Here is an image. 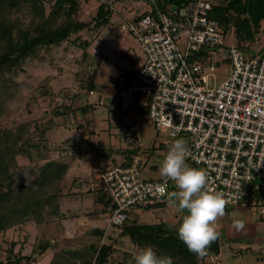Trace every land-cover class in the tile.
<instances>
[{
	"label": "rangeland",
	"instance_id": "rangeland-1",
	"mask_svg": "<svg viewBox=\"0 0 264 264\" xmlns=\"http://www.w3.org/2000/svg\"><path fill=\"white\" fill-rule=\"evenodd\" d=\"M45 1L48 4L45 17H37V13L29 4L20 3L19 9L11 8L9 12L11 16H8L12 21L10 23L23 29L34 23H47L56 0ZM147 1L75 0L73 4L67 6L70 10L76 9L78 12L73 31L61 48L52 52L41 48L35 55L23 59L16 67L0 68V216L5 226L10 227L0 232V264H95L96 257L89 247L96 246L99 250L104 245L110 247L105 264H135L133 253H138L144 246H152L157 254L171 256L173 264H183V260L173 257L171 252L159 253L158 246L153 243L138 245L129 236H125L120 227L110 226L108 220L105 222L104 219L87 220L89 225L98 224L105 231L103 235L90 238V245L85 240L86 246L79 250L66 247L54 253L40 252L39 247L43 241L41 238L38 240L36 216L43 212L46 214L47 210L53 214L56 212V204L54 196L44 194L38 184L44 183L43 174L46 177L42 171L43 166L59 161L60 157L57 152L54 153V150L62 146H58V143L51 144L54 150L48 153L45 159L41 155L37 156L36 152V148H46L44 141L40 144L39 141H35L32 145L31 157L22 151L17 153V148H22L20 146L26 136L25 130L19 128L23 126L26 129L27 125L34 123L35 127H43L54 118V109L62 105H73L74 112L63 121L74 123L78 115H83L87 122L90 123L91 120L96 122L94 130L87 135V138L85 137V143L87 148L94 149V155L99 154L98 160L103 164L105 162L112 165L115 160H120L122 154L130 155L131 151H127L130 144L125 141L124 133L134 119L139 121L143 149L147 154H151L141 169V178L145 181H155L163 177L161 171L156 172L152 166L156 163L159 154L164 152L163 145L169 140L167 133L156 129L146 115V107L138 111L139 116L124 111L116 93L117 78L122 74L137 71L138 66H143L146 61V54L128 28L132 23L131 18H136L143 12L140 6ZM208 1L222 6L228 5L229 2V0ZM102 6L108 8L111 22L102 28H97L94 18ZM58 19L62 21L64 17ZM118 24L122 26L119 29ZM54 25L55 23H49V27ZM221 29L225 43L245 48L247 50L244 51L245 56H253L264 51V21L259 29L253 30L255 35L253 40L246 39L244 35L239 36L234 24L228 25L227 28L223 26ZM85 49L88 50L89 56H83ZM19 57L20 54H16L14 59ZM230 72L229 63L219 65L215 77L211 78V84H221L228 78ZM90 89L95 92L94 101L99 102V98L106 93L108 97L112 95L114 107L108 109L99 105L95 113L81 110L75 97L80 94L84 98L89 97ZM83 104L82 102V106ZM61 129L55 132L61 139L71 138L75 141L83 133L82 131L77 133L69 126ZM76 141L79 143L78 140ZM80 145L81 149H86L82 143ZM91 151L89 155L92 154ZM116 164L118 162L114 165ZM47 177L49 178L47 184L56 186L55 184L59 182L56 171H48ZM47 184L45 186L48 191L50 185ZM173 199L149 204L131 210L130 213H136L135 215L140 218L136 220L138 225L157 226L162 223L165 236L178 235L176 229L186 212L181 213L173 203ZM47 200L51 203L47 204ZM23 217H29L30 220L27 219V223L19 224L18 221L24 219ZM245 217L251 220L250 224L258 237L264 240V218L252 207L250 201L246 207L225 206L224 215L218 216L215 220V230L219 226L224 227L225 220L230 222ZM247 241L248 239H242L244 243ZM181 242L179 249L189 250L182 240ZM250 245L252 246L248 251L241 252L239 248H235L231 243L227 245L224 241L220 257L208 249L197 258V263L264 264V247L256 250L254 244ZM233 257H237L238 260L235 261Z\"/></svg>",
	"mask_w": 264,
	"mask_h": 264
},
{
	"label": "built area",
	"instance_id": "built-area-1",
	"mask_svg": "<svg viewBox=\"0 0 264 264\" xmlns=\"http://www.w3.org/2000/svg\"><path fill=\"white\" fill-rule=\"evenodd\" d=\"M148 7L128 28L146 61L132 76L117 78L121 108L139 116L146 107L156 129L167 133L164 152L157 151L162 160L174 140L183 138L186 162L205 171L207 188L223 193L225 206L246 207L250 201L264 218V52L247 57L239 46L226 44L208 0H189L181 8L148 0ZM224 63L231 67L228 78L211 84ZM124 139L130 155L101 178L114 227H123L131 210L169 201L178 191L164 176L141 178L151 154L143 149L139 121L134 119Z\"/></svg>",
	"mask_w": 264,
	"mask_h": 264
},
{
	"label": "trees",
	"instance_id": "trees-1",
	"mask_svg": "<svg viewBox=\"0 0 264 264\" xmlns=\"http://www.w3.org/2000/svg\"><path fill=\"white\" fill-rule=\"evenodd\" d=\"M75 0H56L54 6L52 7L51 12L49 13L50 19L47 23H34L32 26L28 25L27 28H17L15 24H11V19L8 16L11 8L19 9V4H29L31 9L36 12L37 17H45L47 13V3L45 0H0V68H13L18 65L23 59L33 56L36 52L43 48L48 52H52L55 49L61 48L69 39L78 13L76 9H69L67 6L73 4ZM189 0H158L159 5L162 8L173 7L181 8L185 6ZM212 4V10L210 12V18L219 23L221 27L234 24L238 29L239 36H245L248 40H253L254 38V29H259L261 23L264 21V0H229L228 5L222 6L216 4L212 1H209ZM11 16V15H10ZM58 17H64V20L60 21ZM111 14L108 11V8L102 6L99 8L94 22L97 28H102L110 23ZM9 21V22H8ZM55 23L53 27H49V23ZM243 51H247L245 48H241ZM264 52V51H263ZM262 52V53H263ZM16 54H20L18 59H14ZM83 56H89L88 50H84ZM127 76H132L133 73H126ZM76 99L79 96L75 97ZM72 107V108H71ZM73 105L66 106L62 105L54 109L53 116L58 118L66 113L73 111ZM51 118L48 123L43 127H35L34 124L27 125L26 129L19 128V130H25V140L21 143L22 145L17 148V153L21 151L27 156H32V145L35 141L42 143L44 140V135L47 131L51 130L55 119ZM33 129V132H32ZM18 134V133H16ZM19 144V143H18ZM24 145V146H23ZM23 147H25L23 150ZM60 167L58 163L47 164L43 166L42 171L46 174L44 177L43 174V184L39 185L40 189L43 190V193L51 194L54 196L56 204V212L53 214L44 212L36 216V223L42 225L45 223L51 222L53 219L59 217V197L62 189H60V181L54 185L46 183L48 181V171L58 172V179L60 180L63 177V173H60ZM39 178H37L38 180ZM39 183V182H38ZM45 184L50 185L49 190L47 191ZM59 186V187H57ZM47 204H50V200L46 201ZM24 218V217H23ZM29 218V217H28ZM27 217L18 221L19 224L27 223ZM28 219V220H27ZM17 223V224H18ZM16 224V225H17ZM10 227L5 226L2 216H0V232L7 230ZM125 236L140 244H150L157 245V250L159 253H168L171 252L173 257H178L183 260V264H198L197 258L200 255L195 254L189 250L179 249L180 244L182 243L179 236L171 234L165 236L164 228L161 225L149 226V225H131L129 226L126 223L123 227H120ZM42 244H40V252L45 253L51 247V243L47 239H42ZM90 251L96 257L95 264H105L108 259V254L110 252L109 246H102L99 250L96 246H90ZM53 264V263H51Z\"/></svg>",
	"mask_w": 264,
	"mask_h": 264
},
{
	"label": "crops",
	"instance_id": "crops-1",
	"mask_svg": "<svg viewBox=\"0 0 264 264\" xmlns=\"http://www.w3.org/2000/svg\"><path fill=\"white\" fill-rule=\"evenodd\" d=\"M140 9L143 12L140 13L139 16L148 11V1L145 4H141ZM134 19L135 17L131 18L132 21ZM117 27L119 29L122 26L118 24ZM90 47L92 50L93 43ZM141 66L142 65H139L138 68ZM137 71L130 73L135 74ZM90 91L92 90H89V97L84 98L80 94L79 98L76 100L78 101L79 108H81V110H88L91 113H95V111H97V106L99 105L108 109H112L114 107L115 104L112 95L109 96L112 99H109V97L106 96L108 93H106L104 96L99 98L98 102L93 100L95 92L90 94ZM82 102L84 103L83 106ZM72 112H74V109ZM72 112L56 118L51 130L47 131L44 135L43 140L46 148H36L37 156L41 155L42 158L45 159V157L48 156V153H52L54 150L51 144L58 143V146H62V148L54 150V153L57 152L60 157L57 163L59 164L60 172L63 173V177L59 180L60 189H62L59 197V217L53 219L49 223L36 226L39 234V238L37 236L38 240L40 238H45L51 243L50 249H48L44 254L49 252L54 253L55 251L65 249L66 247L71 250H79L85 247L87 242H89V245L91 244L90 238L98 237L100 234H104L105 231L102 230L98 224L89 225L90 223H88V219H104V221L107 222L109 218V202L103 193L101 178L106 171L123 163L125 158L129 156L126 155L127 153H124L121 155L120 160H115L112 165L106 164L105 162L103 164L100 160H98L99 154L94 155V149L89 147L87 148V144L85 143L87 135L94 130L93 127L96 126V122L94 120H91L90 123L87 122L83 115H78V118L74 121V123L63 121L65 118L69 117ZM68 126L72 127L74 131H77V133L80 131L83 132L81 133L82 135L79 139L76 138L79 143H77L76 140L72 141L71 138L61 139V137L55 133L56 131H61V128ZM80 143H82L86 149H81ZM38 144L40 143L38 142ZM66 144L67 148H65ZM90 151L92 154L89 155ZM159 157L160 156H158L156 163L152 166V169L156 172L160 171V164L162 162V158ZM115 162H118V164L114 165ZM135 214L136 213H131L130 219L127 222L129 226L137 224L136 220L140 219ZM250 221L246 217L242 220L237 219L230 222L225 220V226H219L215 230L218 234L217 238L220 244V251L217 253L210 247H208V249H211L213 253L220 257L222 242L225 241L227 245L231 243L235 248H239L241 252L248 251L250 246H252L250 244H254L253 246L256 247V250H260L264 247V240L261 237H258L254 227L250 224ZM158 225H162V223ZM213 226L214 228L216 227L215 222ZM107 231H109V229ZM242 239H248L247 243L242 242ZM85 240L87 242H85ZM261 253H263V250ZM261 253L259 254L263 256ZM233 258L235 261L238 260L237 257Z\"/></svg>",
	"mask_w": 264,
	"mask_h": 264
},
{
	"label": "clouds",
	"instance_id": "clouds-1",
	"mask_svg": "<svg viewBox=\"0 0 264 264\" xmlns=\"http://www.w3.org/2000/svg\"><path fill=\"white\" fill-rule=\"evenodd\" d=\"M176 136V132H172ZM189 148L183 138L174 140L161 164V174L174 182L177 193L173 203L179 209L182 220L176 231L189 251L203 255L208 246L217 240L214 222L225 212L223 193L207 188V176L204 170L190 166L186 162ZM164 192L165 188H159ZM178 198V199H177ZM135 264H173L168 255H160L152 246H144L133 253Z\"/></svg>",
	"mask_w": 264,
	"mask_h": 264
},
{
	"label": "water",
	"instance_id": "water-1",
	"mask_svg": "<svg viewBox=\"0 0 264 264\" xmlns=\"http://www.w3.org/2000/svg\"><path fill=\"white\" fill-rule=\"evenodd\" d=\"M208 247L218 253L220 251V244L218 238L216 241H213Z\"/></svg>",
	"mask_w": 264,
	"mask_h": 264
}]
</instances>
